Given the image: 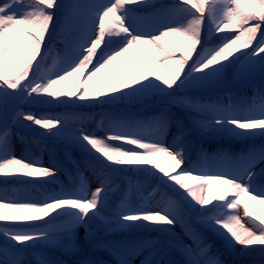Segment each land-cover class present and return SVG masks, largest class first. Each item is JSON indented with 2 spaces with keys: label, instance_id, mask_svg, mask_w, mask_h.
<instances>
[{
  "label": "snow or ice",
  "instance_id": "6c2138e0",
  "mask_svg": "<svg viewBox=\"0 0 264 264\" xmlns=\"http://www.w3.org/2000/svg\"><path fill=\"white\" fill-rule=\"evenodd\" d=\"M144 4L146 0H110L91 18L84 14L83 0L70 5L58 0H5L0 4L3 183H47L57 174L55 167L13 153L11 126L22 118L48 130L47 135H58L62 119L37 118L34 113L22 111L10 116L9 109L15 105L42 102L94 106L122 99L131 102L143 93H158L175 103L177 89H197L219 82L228 68H235L242 76L257 70L264 74V0H174L153 13V18L160 21L157 31L134 33L126 23V14L132 10L129 5ZM57 8L62 9V19L54 18L50 11ZM185 14L190 18L186 19ZM77 17L94 22L92 35L87 29H79L78 42L67 46L63 66L52 75L41 77V61L48 56L49 40L57 25L63 30ZM206 33L219 37L220 42L211 49L205 47ZM229 34H233L231 38ZM201 48L203 52L199 51ZM187 106L211 114L212 119L202 125V131L264 136V96L259 103L253 98L249 106L242 108L225 107L218 102ZM169 123L170 119L161 113L155 125L114 122L104 136L79 130L75 141L88 154L90 164L100 165L98 176L113 168L159 174L160 181L174 189L177 200L198 217L199 223L220 235L230 249L239 246V253L244 255L259 246L264 257V167H260L264 165V144H253L234 164H218L221 170L213 171L186 163L182 144L165 145L162 137ZM149 128L151 135L146 134ZM77 176L78 190L53 193L39 201L20 198L15 189L0 192V223L8 225L0 227V234L20 246L0 249V264H23V253L35 247L36 242L54 243V230L71 238L76 227L100 215L105 204V180H100L89 197L83 174L78 172ZM217 204L226 209L223 216L214 214ZM240 208L243 221L235 214ZM64 216L69 217L67 222L54 223ZM114 217L108 231L140 227L170 233L179 220L170 206L152 211L147 206L121 205ZM36 221L44 226H33ZM186 234L190 242H168L183 254L179 264H222L199 231L189 228ZM142 246V242L111 243L114 254L120 257L117 264H128L122 252L133 254ZM39 264L55 262L42 260Z\"/></svg>",
  "mask_w": 264,
  "mask_h": 264
},
{
  "label": "trees",
  "instance_id": "16d2710c",
  "mask_svg": "<svg viewBox=\"0 0 264 264\" xmlns=\"http://www.w3.org/2000/svg\"><path fill=\"white\" fill-rule=\"evenodd\" d=\"M68 0H58V3L66 5ZM170 0L165 1H159V0H146V4L144 5H129V8L132 9L129 11L126 16V23L129 25V27L132 29V31L136 33H142V34H149L142 29H138L137 26H135L136 22V15H146L143 11V8L147 6H153L154 4H157L160 8L161 5H167L171 4ZM50 11H53L54 18L62 19L63 13L61 8L57 9H50ZM141 13V14H140ZM185 18L188 19L190 17H187L185 14ZM79 29H87L88 34L90 35V30H92L91 24H85V25H76L71 28H64L63 30L60 28V25H57V29L53 32V35L51 36L49 40L50 48L48 49V56L45 60L41 61V66H45L46 68L50 65L49 58L50 56H55L57 61L60 60L63 55L65 54L67 50V46L69 44H73L78 42L79 39ZM206 36V34H205ZM232 34H229L228 38H231ZM118 39L117 37L113 38ZM220 42V41H219ZM219 42H215L212 45L207 46V48H212L216 46ZM54 65L57 64V62H53ZM231 68H228L225 73L223 74V78L219 82H212L209 83L207 86L203 87L200 90H194V89H186V90H179L177 89L174 93L175 97H179L184 101H187L189 103H211V102H222L225 107L227 106H233V107H246L248 104V97L250 96V91L248 86H231L226 90L227 94L230 96L231 104H226L223 98V94H213L211 93L212 90L215 89V86H223L226 84V79L229 75ZM263 75L259 70L254 72L251 75H248V78H254L257 76ZM257 89L261 91L264 95V82L262 80L256 82ZM207 90H210L209 92ZM204 91V92H203ZM158 93H143L141 94L138 99H135L130 104H126L125 106H122L120 108H115L113 105L104 104L100 107L98 110V114H93L94 106H89V109H86L85 106L82 104H76V105H66L64 103L55 104L51 103V105H48L49 111L45 113H40L35 108L29 107V108H20L19 111H22L23 113L27 114L29 112L34 113L37 118H49V119H55L57 117H60L63 121V127L62 129V142L65 145V147L61 148L58 147L50 142L43 141L38 136H34L31 134V132L41 134L42 136L47 135L46 133L48 130L44 129L41 126L34 125L30 121L23 120L21 118V121L19 123L20 126L17 127H11V145H12V151L17 156L20 157L21 155L27 156L30 159H36L39 160L44 166L49 167H55L57 169V174L55 178L47 183H22L17 182L13 180H9L7 184L3 183L2 180H0V192H3L5 190L11 192V190L15 189L16 194L20 198H26L31 200H42L43 197L51 195L53 193H60L61 191L64 192H74L78 190L80 183L79 179L77 178V173H82L86 184L85 187L87 190H90L92 188L93 183L98 182L100 183V180H105V204L100 209V213L105 211H110V213L114 216V209L112 206L111 201V194L117 193L121 188L118 186L116 188H112L113 186V180L107 176V169L104 170L103 174L104 176H98V173L100 172V165H92L89 163V157L88 155L78 151L74 150L72 147L69 146V144L75 140V137L78 135L79 130H83L85 132H92L95 133L97 136H104L106 135L107 130L109 129L110 123L114 122H120V123H127V122H144L150 125H155L158 121L159 115L163 113L165 116H167L170 119L169 126L166 128L163 134V142L167 143H180L185 147V155H186V163L192 164V151L195 148V137L194 133L191 128H186L188 124V120H192L194 123L196 121L203 119L204 116L197 114L196 112H193L189 109L182 108L177 105H169L165 106L161 103L160 99H155L154 97L157 96ZM147 100H151V104L147 105L146 108H140L139 103L145 102ZM35 107V106H34ZM37 107V106H36ZM43 107V106H42ZM56 107H68L70 108L67 112H56L54 109ZM207 113V112H206ZM209 114V113H208ZM98 117L99 119V127L98 129H94L91 127L92 121L94 120L93 117ZM184 133L181 135V133ZM147 135L152 134V129L149 128L146 132ZM228 133H224L220 136V141L222 139L228 138ZM257 136H236V139L240 143L247 142L248 140H251L252 138H256ZM117 143V142H112ZM258 144V143H257ZM206 142L201 143V149L203 151L207 152L209 150V147L206 146ZM259 145V144H258ZM125 147H132L130 145H125ZM230 149H236L234 146ZM74 162L72 165L70 162ZM140 172H144L142 170H137ZM150 174V173H149ZM151 175V174H150ZM71 177V178H70ZM152 178H155L156 175H151ZM94 178V180H93ZM151 178V179H152ZM27 179V178H25ZM90 180H93V182H90ZM129 181H132L129 185V189L132 190L131 185L134 182L133 178L129 179ZM140 182V184H139ZM138 185H140L142 188L146 186V193L149 197L148 203L153 208H156L157 205H159L160 209L164 208L166 206H169L166 202L169 198L170 202H175L178 206L177 209H173L175 214L180 215L181 220V229H183L185 232L189 228H192L189 223V221L186 218L185 209L186 207L184 204L177 200L174 189L170 187L168 184H161V185H155L152 183V181H148L143 178L139 180ZM171 183V182H169ZM98 186V185H96ZM41 196H40V194ZM157 195V196H155ZM163 201V202H162ZM180 202V203H178ZM130 205L133 206V203L130 201ZM154 211V210H152ZM54 215V214H53ZM115 218V217H114ZM90 223H97V219L93 217L92 219L88 220ZM40 221L34 222V225ZM8 225H4L0 223V227H7ZM111 225H109L110 227ZM17 227H24L27 228L29 226L24 225H18ZM38 227V226H35ZM108 227V228H109ZM153 227H159V226H153ZM167 227V226H165ZM148 230V231H156V230H149L147 228H140V227H125L119 231H110L115 234H121L129 231H137V230ZM52 239L54 243L45 244L46 247H38L35 250V254H26V252L23 253L22 258H26V262H23V264H34L33 260H30L28 257L37 258L40 257L43 260H51L54 261L55 264H75L74 261L71 259L65 258V256L62 253H59L56 251L57 248L63 247L65 251H67L70 255L76 256L80 255L85 252V244L86 240H82L81 242H77L75 239V230L70 238L68 234L59 231L54 230L51 233ZM40 241L36 242L38 244ZM5 244L0 239V249L5 248ZM220 249H215L214 252L219 251ZM212 252V253H214ZM218 254V252L216 253ZM100 257L106 258L104 255L101 254ZM28 258V259H27ZM2 259V257H0ZM98 257H90L89 260L91 261V264H98ZM112 263V262H111ZM99 264H110L107 260L100 259ZM113 264V263H112Z\"/></svg>",
  "mask_w": 264,
  "mask_h": 264
},
{
  "label": "rangeland",
  "instance_id": "374dc122",
  "mask_svg": "<svg viewBox=\"0 0 264 264\" xmlns=\"http://www.w3.org/2000/svg\"><path fill=\"white\" fill-rule=\"evenodd\" d=\"M172 2H174V0H171ZM5 2V0H0V4H3ZM75 0H68L66 5H70L72 3H74ZM110 0H83L84 3V14L87 18H91L92 16H94L95 13H97L105 4L109 3ZM151 11L149 12V14L143 16L144 18L141 19L140 17L137 18V22H135L136 25H139L140 28L142 27L147 28L150 33L157 31L159 25V21H154L153 19V13L159 9L158 6L154 7V8H149ZM217 11H219V9H217ZM152 15V16H150ZM127 18V16H126ZM93 21L88 20L87 22L79 19L78 17L72 22L70 23L68 26H66L65 28H71L73 26L76 25H85V24H91ZM94 24V22H93ZM93 24H92V30L91 32L93 33ZM134 32V31H133ZM91 33V35H92ZM136 33V32H134ZM207 39H213L216 41H219V37H217V35L215 33H207ZM233 35V34H232ZM73 44H76L73 42ZM53 56H50L49 58V62L50 60L54 61V59H52ZM56 61V60H55ZM63 66L62 61L58 64V67H52V65H49L48 68H51L50 72L47 70H43L41 67L39 69L38 75H40L41 77L44 76H50L53 74L54 71L59 70L60 67ZM232 78H233V83H237V85H241V84H248L250 82L247 81V78L245 76L240 75L237 70L235 68H232ZM198 89V88H197ZM180 90V89H179ZM225 88H218L217 91H224ZM161 96V95H159ZM48 100H50L51 98H46ZM138 99V98H137ZM162 104H175V105H179L182 107H186L189 108V110H194L190 107H188L184 101H180L179 98H176V102L172 103L170 101H168L167 99H163L161 100ZM123 103H132L128 102L126 100H118L115 101L114 103H111L113 105L115 104H123ZM83 106L86 107V109H89V105L86 103H81ZM47 105H51V103H42V102H25L23 104H18L15 105L13 107H11L9 109V115H14L16 111H19V108H27V107H32V106H47ZM98 106H101L98 104ZM40 110V109H39ZM197 112H200L199 110H194ZM205 122L199 121V123H197V129H195L196 131V135L198 139H206L209 142L214 140L215 134H224L227 133L225 131H202L200 130L202 128V125ZM20 126L19 123L15 124V126ZM61 130V129H60ZM53 132H55L56 130L53 129ZM31 134L38 136L39 138H41V140L43 141H47L50 142L58 147H65V145H63L61 143V135H60V131L58 135H45L42 136L41 134L38 133H34L32 132ZM229 138L228 141L231 142V140H234L235 136H232L231 134H229ZM258 141L260 144H264V136H258L257 137ZM165 145L168 144H173V143H167L164 142ZM253 144V143H252ZM250 144L249 146H246L244 148H250V146L252 145ZM70 147L75 148L76 150L79 151H83L78 144L76 143V141H73L72 143L69 144ZM204 157L202 156L200 158V163L201 164H205L204 163ZM237 158V157H236ZM234 158L230 156H219L216 159L213 160V165L215 167H217L218 164H223V165H227L230 164L231 160H233ZM196 164L199 165L198 162L195 161ZM233 164V163H231ZM260 167H264V165H260ZM107 176H109L114 183V187H119L121 188V184L122 183H126V180L128 179H132V177L135 178H139L143 180V178L149 180L151 179V175L149 173L146 172H140L137 170H133L132 168H113V169H107ZM104 176V174H103ZM94 180V178H93ZM93 180H90V182H93ZM154 183L156 184H161L162 182L159 179V174L154 178ZM98 182L93 183L92 188L88 191L87 195L90 197L91 191L96 187V185H98ZM127 184V183H126ZM146 189V186H145ZM126 194L127 192L125 191L124 187L121 188V192L117 195H113V193L111 194V201L114 204L115 207H117V202L123 201L126 198ZM157 196V195H155ZM167 200V204L172 207L173 209H179L178 206L176 205L175 202H170L169 198L166 199ZM142 201V197L141 194L139 193V191L137 192V196L135 199H133L134 204H136L137 202H141ZM163 202V201H162ZM182 202V201H181ZM185 205V204H184ZM140 206H147L150 210H158L160 209L159 205L156 206V208H153L151 205H147L144 202H141L139 204L134 205V207H140ZM199 205H196V208L199 209ZM226 209H224L221 205L217 204L216 205V213H214L215 215H220L223 216L224 215V211ZM186 212H188L189 216V220L194 224V226L192 228H195L197 231L200 232V234L203 236L204 238V242H208L209 240H213L215 241L212 243L210 251L215 249V248H222L221 256H227V258H233L235 259V263L239 264H261V261L264 260V257L261 256L260 253V249L259 246H256L255 249L247 254L241 255L239 253V246H236L235 250L230 249L226 244H225V240L218 235L217 233L213 232L212 230L208 229L205 225L199 223V219L198 217L190 210V209H186ZM238 216L241 217L242 221L244 218V212L243 209L240 208L239 210H237V212L235 213ZM179 217L178 222L171 227V232L170 233H162L160 231H148L145 229L142 230H137V231H129V232H133V234H128V235H123L122 237L119 238H115L113 237L112 233L108 231V226L110 224V220L111 217L109 215V213L107 211L100 213L99 216H96L95 218L97 219V223H90V221H87L86 224L80 225L78 227L75 228V239L77 242H81L82 240H86V244L85 247H87V252L89 254H95V255H100V254H105L108 257H111L113 259H117L116 257H118L116 254H114L112 247H111V243L114 241H127V242H142L143 246L140 250H138L137 252L133 253V254H126L122 252V255L124 257L125 260H127L128 264H142V262H144L145 260H149L151 261V264H155L156 261H158L156 264H173V262H175V264H179V261L181 259H183V254L182 252L176 248V247H171L169 245V241L173 240V239H179V240H183L185 242H190L189 236L186 234V232L181 229V220H180V215L177 213L176 214ZM69 219V217L64 216V217H60L58 218L56 221H54V223L56 224H61V223H65L67 222V220ZM43 227V226H42ZM207 234L208 236H205L204 234ZM0 239L5 243V244H9V245H15V242L9 241L3 234H0ZM44 243L43 242H39L38 244L35 245V247H39V246H43ZM101 246H104V248H100ZM15 247H20L19 245H15ZM35 247H32L30 249H28L26 251V253H31L33 254L35 252ZM97 247V248H96ZM176 248V249H175ZM103 250V251H102ZM175 253L174 256H171L172 253ZM220 256V255H219ZM221 260V259H220ZM34 264H39L40 261H42L41 258H34ZM222 262L225 260H221ZM23 262H26V258L23 259Z\"/></svg>",
  "mask_w": 264,
  "mask_h": 264
}]
</instances>
